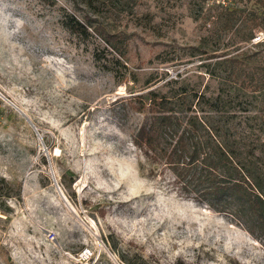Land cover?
I'll use <instances>...</instances> for the list:
<instances>
[{"label": "rangeland", "instance_id": "374dc122", "mask_svg": "<svg viewBox=\"0 0 264 264\" xmlns=\"http://www.w3.org/2000/svg\"><path fill=\"white\" fill-rule=\"evenodd\" d=\"M222 1L0 0V264H264L260 239L133 143L150 91H227L264 139V0ZM86 14L87 35L66 28Z\"/></svg>", "mask_w": 264, "mask_h": 264}, {"label": "trees", "instance_id": "16d2710c", "mask_svg": "<svg viewBox=\"0 0 264 264\" xmlns=\"http://www.w3.org/2000/svg\"><path fill=\"white\" fill-rule=\"evenodd\" d=\"M81 1L91 9L96 0ZM87 15L82 21L65 18L66 28L87 35L91 28ZM93 31L118 56L124 55L123 33L104 27ZM237 62L230 59L226 68L231 83ZM230 96L227 91L225 97L215 98L188 91L140 95L133 102L143 119L133 143L150 165L171 173L178 196L230 216L264 243V139L250 137L248 116L240 127L233 99H222Z\"/></svg>", "mask_w": 264, "mask_h": 264}, {"label": "built area", "instance_id": "2783aa9c", "mask_svg": "<svg viewBox=\"0 0 264 264\" xmlns=\"http://www.w3.org/2000/svg\"><path fill=\"white\" fill-rule=\"evenodd\" d=\"M223 3H225V1L223 0L222 1ZM264 39V33H260V35H256L254 38H253V41H259V40H262ZM84 253V252H83ZM86 253V252H85Z\"/></svg>", "mask_w": 264, "mask_h": 264}, {"label": "water", "instance_id": "95a60500", "mask_svg": "<svg viewBox=\"0 0 264 264\" xmlns=\"http://www.w3.org/2000/svg\"><path fill=\"white\" fill-rule=\"evenodd\" d=\"M59 189V188H58Z\"/></svg>", "mask_w": 264, "mask_h": 264}]
</instances>
